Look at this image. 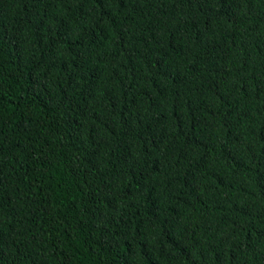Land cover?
<instances>
[{
    "label": "trees",
    "instance_id": "obj_1",
    "mask_svg": "<svg viewBox=\"0 0 264 264\" xmlns=\"http://www.w3.org/2000/svg\"><path fill=\"white\" fill-rule=\"evenodd\" d=\"M0 264H264V0H0Z\"/></svg>",
    "mask_w": 264,
    "mask_h": 264
}]
</instances>
